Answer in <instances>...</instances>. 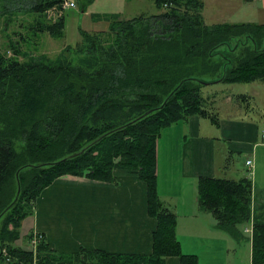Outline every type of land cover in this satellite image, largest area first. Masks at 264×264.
Segmentation results:
<instances>
[{
	"label": "trees",
	"instance_id": "obj_1",
	"mask_svg": "<svg viewBox=\"0 0 264 264\" xmlns=\"http://www.w3.org/2000/svg\"><path fill=\"white\" fill-rule=\"evenodd\" d=\"M62 1L26 0L24 9L39 14L33 28L61 34L64 15L55 22L44 17ZM93 1L79 0L82 10ZM155 3L161 12L121 20L104 14L98 17L109 22L108 30L81 28L79 65L61 59L27 63L0 52V264H166L172 255L180 264H199L197 254L182 251L177 214L159 197L158 142L163 130L193 115L220 123L216 100L204 97V86L264 83V24H208L204 0ZM238 96L253 113L252 96ZM236 160L226 158L224 176L198 178V205L214 216L216 228L250 241L251 264H264V204H257L250 168ZM117 169L147 185L148 214L157 219L149 255L83 246L62 253L50 247L46 234L34 231L22 241L32 248L17 243L37 198L58 177L72 174L118 185ZM17 171L21 190L11 205Z\"/></svg>",
	"mask_w": 264,
	"mask_h": 264
},
{
	"label": "crops",
	"instance_id": "obj_2",
	"mask_svg": "<svg viewBox=\"0 0 264 264\" xmlns=\"http://www.w3.org/2000/svg\"><path fill=\"white\" fill-rule=\"evenodd\" d=\"M219 1L226 3L228 7L225 12H216L214 15L207 13L204 1L202 15L206 23L264 24V0ZM83 12L87 13L88 10ZM90 17H94L96 22L87 21L84 30H106L108 24L105 19L95 17L94 14ZM253 83L264 86L261 81L249 84ZM249 95L254 101L255 97ZM232 101L233 98L225 109L234 113H219L218 125L209 118L193 115L187 121L178 122L172 125L174 127L165 129L180 130L181 125L186 128L177 154L173 151L176 147L174 144L171 143L173 150L169 149L168 166L176 167L168 169L161 178L157 167L159 197L177 214L180 226L177 227L178 239L185 253L195 254L185 249V240L181 239L188 231L197 227L199 222L195 219L205 221L209 216L215 221L211 213L203 212L199 208L197 184L200 176L218 175L216 171L222 158H225L226 163V158L233 156L237 159V165L244 170L248 168L246 161L253 160L254 192L258 197L257 204H264V107L258 106L262 109L260 115L248 119V109H244L238 102L233 105ZM231 173L229 169V174ZM117 175L121 182L119 185L71 174L58 177L37 198L35 214L30 216L31 226L25 232L46 234L50 247L62 253L78 252L83 246L108 252L149 255L153 248V232L157 227V219L148 214L147 185L134 174L123 172ZM175 186L179 187V191ZM187 186L190 191L184 193ZM184 194L186 198L183 197ZM201 213L206 216L201 218ZM213 225V230L205 228L206 233L216 232L215 222ZM182 232L186 234L182 235ZM227 234L230 240L235 239ZM20 244L23 246L24 243ZM29 246L31 247L26 243L25 247ZM166 264H180V258L175 255L168 256Z\"/></svg>",
	"mask_w": 264,
	"mask_h": 264
},
{
	"label": "rangeland",
	"instance_id": "obj_3",
	"mask_svg": "<svg viewBox=\"0 0 264 264\" xmlns=\"http://www.w3.org/2000/svg\"><path fill=\"white\" fill-rule=\"evenodd\" d=\"M75 1L77 2L76 7L57 8L51 15L50 12L48 14L46 11L44 18L48 21L55 22L59 17L63 15L65 17L64 31L58 35H48L47 33L40 32L36 28H33L34 20L38 18L39 14L24 9V5L27 4L26 0H1L0 52L10 58H15L27 63H39L40 60L45 59H51L52 61L61 59L67 60L72 65H79L80 56L78 57L76 48L82 41L81 28H85L86 24H88L87 21L92 20V22H96L93 20L94 17H90V15L94 14L95 17H98V15L102 16L104 14H118L121 18L117 20H121L131 19L140 15L156 14L163 10V8H159L156 5L155 0H94L88 5V12L84 13L83 11L85 10L82 11L79 0ZM204 1L206 3V11L210 15H214L216 12H225L228 7L226 3L219 0ZM107 24L106 30L109 29L108 21ZM91 32L94 33L96 31ZM216 82L204 86L203 95L207 97V100L210 102L212 99L214 101L216 100V110L218 113L222 115L234 113L233 111H227L225 109L230 105L232 97H234L232 101L233 105L236 104V102L241 105H246L247 101L243 97L238 96L240 93H245L255 97L254 102L251 103V107L253 108L254 105L255 110L253 109V113L249 115L254 118L260 115L262 109L258 106L264 107V86L262 84ZM219 89L221 91L216 92ZM215 93H217V95H215L214 98L213 95ZM205 104L207 106L212 105L208 102H205ZM214 106H216L215 103H213V107ZM175 129L176 128H171L166 131L163 130L158 142L157 167H159L160 178L164 177V173H166L168 169L176 167V165L168 166L170 158L169 149H172L171 143L174 144L176 147L175 150H172L174 154H177L182 144L181 136L184 130L186 131V128L181 125L180 130ZM239 160L241 159H238V161ZM224 165L225 158H222L217 167V176L226 175ZM115 171L116 174H121L123 172L129 173L125 169H117ZM175 189L179 191L178 186H175ZM183 191L184 193H188L190 189L187 186ZM185 196L186 194H184L183 197L186 198ZM30 216H28L29 218L27 217L28 220L22 223L21 237L17 239V243L19 244L25 239L23 237L27 233L25 231L31 226ZM204 216L206 215L201 213V218ZM207 217L205 221L195 219L199 222L197 227L188 231L187 234L182 232V235L186 234V236L181 237V239L185 240V249L197 254L199 264H251L250 242L246 239H241V237L240 240L235 238L233 242L228 238L227 232L224 234L223 230H219L218 228L214 234L206 233L205 228L213 230L214 225L212 226V223L215 222L211 217ZM177 227L180 228L178 224ZM6 253L7 252L4 250V254Z\"/></svg>",
	"mask_w": 264,
	"mask_h": 264
},
{
	"label": "water",
	"instance_id": "obj_4",
	"mask_svg": "<svg viewBox=\"0 0 264 264\" xmlns=\"http://www.w3.org/2000/svg\"><path fill=\"white\" fill-rule=\"evenodd\" d=\"M203 82H204V83H208V82H205V81H203ZM182 83H183V80H182V81H181V82L175 87V89H174V90L168 95V97L165 99L164 102L167 101V99H168V98L174 93V91H175V90H176V89H177ZM152 110H153V109H150V110L146 111V112H145L144 114H142L140 117H137L136 119L130 121L129 123L123 125L122 127L127 126V125H129V124H131V123L137 121L139 118L144 117L145 115L149 114ZM122 127H120V128H122ZM94 142H95V141H94ZM86 148H87V146L84 147L81 151H79V152H77V153H75V154H73V155H71V156L78 155V154L82 153ZM67 158H68V157H65V158L61 159V161H62V160H65V159H67ZM54 163H57V162H54ZM18 175H19V171H17L18 190H17L16 197H15V199H14V201L12 202L11 205H13V204L17 201L18 196H19V193H20V190H21V184H20V180H19V176H18Z\"/></svg>",
	"mask_w": 264,
	"mask_h": 264
},
{
	"label": "built area",
	"instance_id": "obj_5",
	"mask_svg": "<svg viewBox=\"0 0 264 264\" xmlns=\"http://www.w3.org/2000/svg\"><path fill=\"white\" fill-rule=\"evenodd\" d=\"M61 7L63 8H73V7H76V2L74 0H63L62 1V4H61ZM61 7H52V8H49L47 10L48 14L50 12V15L51 13L55 12L57 8H61ZM246 164L248 165V167L250 168V172H249V175H253V160L252 159H248L246 161ZM247 231H251L250 228H246ZM36 243V240L33 241V245H35Z\"/></svg>",
	"mask_w": 264,
	"mask_h": 264
}]
</instances>
